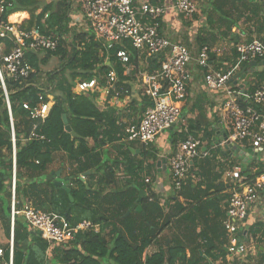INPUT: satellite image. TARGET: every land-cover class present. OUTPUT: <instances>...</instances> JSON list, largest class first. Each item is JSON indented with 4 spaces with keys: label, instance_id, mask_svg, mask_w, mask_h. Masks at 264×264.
<instances>
[{
    "label": "trees",
    "instance_id": "trees-1",
    "mask_svg": "<svg viewBox=\"0 0 264 264\" xmlns=\"http://www.w3.org/2000/svg\"><path fill=\"white\" fill-rule=\"evenodd\" d=\"M151 2L156 4L157 0ZM68 11V0H5L4 12L1 15V20L6 22L8 17L16 13H27L29 20L23 27H18L20 30L38 28L41 34L58 40L56 50L45 52L44 58H39L38 54L27 55V62L33 73L26 82H5L14 142L10 135L8 110L0 89V249L3 251L4 260H8V217L14 147L17 208L20 209L23 204L29 203L36 211L65 219L73 228L83 221L90 222L92 228L75 234L72 244L55 246L48 257V244L36 233L31 232L26 223L22 224L19 218L15 222L13 232L12 264H236L235 261L227 262L226 237L220 226V219L224 214L222 205L224 206L228 198V188L225 184L217 182L220 175L210 172L211 160L218 157L220 151L215 150L212 159L193 164L194 169L189 171V179L187 178L184 186L180 191L172 188L163 204L141 177L143 162L137 160L128 163L131 167L128 171L129 182L119 189H110L116 176L114 168H118L122 162L117 159L115 162L107 159L101 161L100 155L95 154L92 147H88V140L98 141L100 147L106 145V140L111 143L119 131L116 128V120L112 117V112L100 113L97 110L93 103L94 96L75 94L74 80L78 78L88 81L96 78L100 85H103V76L114 70L118 78L116 90L127 92L124 88L126 86L123 70L115 58L118 46L105 52L90 33L73 35V41L78 44V48L72 46L70 57L60 72L59 81L54 82L58 75L51 72L46 74L51 88L44 89L39 84L41 65L44 66L51 57L59 56L61 60L65 58L66 53L61 44L64 43L62 38L69 33ZM1 43L5 46V52H9L12 44L7 40H0ZM127 52L130 63L135 65L137 52L129 47ZM148 61V65L153 69L159 67L155 60ZM245 65L242 64L241 69ZM66 69L73 71L71 82L63 76ZM55 92L60 93V96H55ZM39 97L53 105L47 118L36 130L44 139L29 140L34 122L30 120L29 112L23 110L22 105L28 104L32 110L39 104ZM185 98L182 101H185ZM62 115L66 116L76 138H71L70 134L64 131ZM197 125L196 123L192 128L188 127V133L193 137H196L195 134L199 131ZM109 135L113 139H110ZM209 136V133L204 132L203 138ZM118 139L120 137L116 140ZM178 151L179 148L175 153ZM57 154L65 156V160L59 162L58 170H64L66 162L68 187L73 203L69 201L64 190L54 187L52 182L46 180L50 167L56 162ZM141 154L149 160L146 175H150L155 169L156 158L149 153ZM128 155L126 152L122 159ZM253 166L260 167L250 162L247 174ZM91 171L92 174L85 177L88 181L82 182L80 176ZM99 174L102 177L96 178ZM261 174L262 172L257 170L248 175L246 181ZM241 175L244 176L245 173ZM193 179H196L195 183ZM93 181L95 182L92 183ZM141 191L144 193L138 204L141 212L133 211L126 215L131 206L137 203ZM172 225L178 234L173 232L172 235L162 236ZM95 226L98 227V232L94 231ZM247 235L251 238L258 237V243L264 245L263 224L251 225ZM166 240H169L168 243ZM152 245L157 247V251L148 256L146 250ZM258 254L259 264H264V253ZM2 263L3 259H0V264Z\"/></svg>",
    "mask_w": 264,
    "mask_h": 264
},
{
    "label": "built area",
    "instance_id": "built-area-1",
    "mask_svg": "<svg viewBox=\"0 0 264 264\" xmlns=\"http://www.w3.org/2000/svg\"><path fill=\"white\" fill-rule=\"evenodd\" d=\"M5 0H0V40H7L12 44L9 52L0 44V89L3 93L10 120V135L14 142V130L5 82L23 83L33 73L27 62V55L54 52L58 40L41 34L38 28L23 31L16 24L1 20L4 12ZM169 11L177 16L192 17L196 6L192 0H174L170 7L159 3L136 0H83L82 20L95 40L99 42L105 52L118 46L115 58L120 63L123 73L130 72V58L127 48L137 52V57H144L146 61L155 60L159 67L152 72L139 74V88L142 96L147 99L139 122L130 123L125 129L126 140L148 147L155 138L170 130L180 118L179 103L185 98L186 84L189 81L188 67L193 61L186 48L173 43L160 34L159 22ZM264 18V10L262 11ZM237 64L264 59V44L252 42L236 46ZM219 54V51H218ZM163 58V60H161ZM197 67L204 72L203 83L208 91L224 92L223 108L230 119L231 130L224 144H247L252 151H264V114L259 113L257 107L264 104V88H258L248 95H238L228 89L232 79L230 72L212 70L210 51L203 47L194 59ZM104 83L100 85L98 79L88 81L79 80L74 88L75 94H93L104 91L117 94L118 78L114 70L103 76ZM121 93V92H119ZM126 94V92H124ZM243 97V98H242ZM51 102H44L39 97V104L30 109L28 104L22 108L29 112V118L34 123L29 140H43L37 134V128L47 118ZM200 141L193 137H186L179 144V151L168 160L169 176L173 189L180 191L186 183L190 166L194 161L204 160L210 155L200 151ZM246 147V146H245ZM228 198L223 206L224 220L222 227L227 234L226 253L230 257L242 258L247 250V232L244 233V223L250 214L253 223L264 225V174L246 181L239 170L228 173ZM149 181L145 180L147 184ZM16 166L15 148L12 152L11 170V200L8 217L9 241L8 260L5 264H12L13 232L15 222L23 218L31 232H38L42 240L49 245L65 246L74 241L78 232H85L92 228L90 223L83 222L71 227L68 222L57 216L36 211L31 204L26 203L18 209L15 200ZM3 251L0 249V258Z\"/></svg>",
    "mask_w": 264,
    "mask_h": 264
},
{
    "label": "crops",
    "instance_id": "crops-1",
    "mask_svg": "<svg viewBox=\"0 0 264 264\" xmlns=\"http://www.w3.org/2000/svg\"><path fill=\"white\" fill-rule=\"evenodd\" d=\"M136 1L151 2V0ZM173 1L174 0H157L159 4L166 7H170L173 4ZM82 2L83 0H68V18L70 21L67 26L69 33L64 36L66 39L71 37L73 32H76L73 35L89 33L82 20ZM194 3L197 12L191 18L177 16L174 12L168 10L166 15L159 22L160 34L169 41L186 48L193 59L188 67L190 78L186 84L187 94L185 95V101H181L178 104L180 107V118L170 130L158 135L155 138V141L148 147H143L137 143H130L126 140L124 132L126 127L130 123L139 122L148 105L147 99L142 96V92L139 88V74L152 72L153 67L148 65L149 61H146L144 57L138 56L137 63L133 65L134 67H132V70L125 74L123 73L126 86L124 88L127 90L126 94L119 93L118 91L117 94L110 92L108 95L101 91L89 94V96H94L93 102H95V107L100 113L112 112V117L116 120V128L119 130L118 134H116V139L119 137L120 139H113V137L109 135V138L113 140L111 143L106 140L105 146L100 147L99 144H97L98 141L93 142L91 139L88 140V147H92L95 150V154L100 155L101 161L107 159L111 162H115L117 159L122 162L118 168H114L116 176L114 184L110 188L112 190L119 189L129 182L128 171H130L131 167L128 163L137 160L143 162V173L141 177H143L144 180H149L148 185H150L151 191L159 196L160 202L163 204V201L172 192L173 188L169 176L168 160L175 154V150H178L179 144L183 141V138L185 139L189 136L193 137V135L188 133V127L192 128L196 123L198 124L199 131L195 134L196 137L193 138L200 141V151L206 152L210 155V157L206 159H212L215 150L220 151L219 156L211 160L212 165L210 167V172L212 174L215 173L221 176L217 182L226 184L229 181V172L239 170L241 173V168H246L247 171V166L250 162L259 165L260 167L253 166L251 170L249 169L250 173H248V175L253 174L259 169L262 174H264V151H260L250 159L243 158V160H241L236 158L238 161H232L235 158L234 153L231 157L221 155V152H225L224 147L226 144H224V141L217 146L216 144L222 135L227 134L228 136V132L231 130L230 119L226 116L223 108V103L226 99L225 93L222 91H208L203 83L204 73L194 62L199 50L206 47L210 51V62L213 71L223 73L233 71V76L238 74L241 67L238 66V68L235 69L237 64V54L235 53L236 46L252 42H261L264 44V18L262 17L264 0H194ZM214 8L215 10H213ZM16 16L17 22L11 21V18ZM28 20L29 16L24 12L16 13L9 17V21L12 22V24L15 23L18 27H23ZM252 62L259 65L264 62V59ZM142 64H144L143 67ZM258 69L262 70L263 67L260 66ZM154 70L155 69H153V71ZM244 82L245 80L239 78L236 80V85L229 83L228 89L235 94L244 96L252 93L258 88H264V71L251 74L247 86L240 89L239 86L243 85ZM257 110L259 113L264 114V104L257 107ZM204 132L209 133L211 136L206 139L203 138ZM105 139L106 138H104V140ZM232 146L236 149L243 150L244 152L251 150L250 148H247V144L244 143H233L229 145V147ZM126 152H128L129 155L122 159V155L125 156ZM141 153H149L156 158L155 169L150 175H146V166L149 163V160L142 157ZM55 158L56 162L50 167L48 175L60 171L59 176L54 178L53 182H62L64 179H69L67 178L68 169L66 162L64 163V170H58L59 162H62L63 159L65 160V156L63 154H57ZM204 160L194 161L193 164L197 165ZM157 162L160 163L159 167L156 166ZM193 164L192 170L194 169ZM125 172L128 174H125ZM86 174L87 175L85 176L84 174L80 176V180L84 183L88 181L85 177L92 174V171ZM99 177H102V175H96V178ZM193 181V183H195L196 179H193ZM94 182L95 181L92 183ZM180 202L183 203L181 199ZM224 218L225 216L223 214L220 219V226L222 229V221ZM253 220L254 219L250 214L247 221L244 223V233L249 230L245 231L246 227L250 228L251 225L256 224L253 223ZM93 229L95 232H98L97 226L93 227ZM173 232L178 234L174 225L167 228L162 233V236L172 235ZM224 233L227 245V234L225 231ZM247 238L248 243L245 256L242 258L227 256V262L235 261L236 264H259L260 256L258 252L264 253V245L262 246L258 243V237L251 238L247 235ZM167 241L169 240H166V242ZM54 247V245L48 244V257H50L49 253ZM156 251L157 247L152 245L146 250V255L149 256ZM0 259H3L2 264L7 262L4 260V257Z\"/></svg>",
    "mask_w": 264,
    "mask_h": 264
},
{
    "label": "water",
    "instance_id": "water-1",
    "mask_svg": "<svg viewBox=\"0 0 264 264\" xmlns=\"http://www.w3.org/2000/svg\"><path fill=\"white\" fill-rule=\"evenodd\" d=\"M263 67L262 70H259L258 67ZM261 71H264V62L257 65L255 62H250L248 64L245 65L244 68H242L238 74H236L235 76L232 77L230 83H233L234 85H236V80L237 79H242V80H245L244 84L243 85H240L239 88L240 89H243L244 87L247 86L248 84V81L251 77V74H253L254 72H261ZM52 105V103H51ZM62 119V123L64 125V131L68 134H70L71 138H76V134L74 132H72L71 128L69 127L68 123H67V119H66V116L65 115H62L61 117ZM227 139V134H224L222 135V137L218 140V143L216 144L219 145L220 143H222L223 141L225 142ZM224 150L225 152H221V155H227L229 157H231V155L234 153L235 154V157L237 159H241L243 160V158H248L250 159L253 155H257L259 152L258 151H251V150H248L247 152H244L243 150H239V149H236L235 147H229L228 144L225 145L224 147ZM157 167L160 166V163L157 162L156 164ZM192 170V164L190 166V171ZM59 172L57 173H51L49 174L47 177H46V180L47 181H50L52 182L53 186L54 187H57V188H60L62 190H64L67 195H68V198H69V201L71 203H73V199L71 198L70 196V189H69V179H64L62 182H53L54 178L58 177L59 176ZM241 173H245V177L248 176V174L246 173V168H241ZM10 175V173H8V176ZM87 175V174H84V176ZM144 196V193L141 191L139 192V197L137 199V203L136 204H133L129 210V212H127L126 215L130 214L131 212L135 211L136 213H140L141 212V208L138 206V204L141 202L142 198ZM19 221L22 223V224H25V220L23 218H20ZM249 229V227H246L245 228V231H247ZM36 235H40L38 232H36ZM168 243V241H167ZM226 251V250H225ZM110 264H113V262H110Z\"/></svg>",
    "mask_w": 264,
    "mask_h": 264
},
{
    "label": "rangeland",
    "instance_id": "rangeland-1",
    "mask_svg": "<svg viewBox=\"0 0 264 264\" xmlns=\"http://www.w3.org/2000/svg\"><path fill=\"white\" fill-rule=\"evenodd\" d=\"M42 1H45V2H47V1H51V0H42ZM54 1H58V0H54ZM12 23V22H11ZM13 24H15V23H13ZM86 27V26H85ZM87 28V27H86ZM89 31V30H88ZM76 32H73L72 33V35L73 34H75ZM89 33L94 37V39H96L95 38V36H94V34L91 32V31H89ZM70 35V34H69ZM72 35H71V37H69L68 39H66L65 37H63L62 38V40H64L63 42V44H61V47H62V49L65 51V53H66V55H65V58H64V60H61L60 58H59V56H56V57H51L50 59H49V61L44 65V66H42L41 65V67H40V72H41V75L39 76V78H40V81H39V84H41V86L42 87H44V89H50L51 87H50V85L48 84V82H47V77H46V74H48V73H56V75H58V77L55 79V81L54 82H57V81H59V79H60V72L62 71V69H63V65H65L66 64V62L68 61V59H69V57H70V54H71V48H72V46H75V48L77 49L78 48V44L75 42V41H73V37H72ZM46 56V54L45 53H40V54H38V57L39 58H44ZM144 66V64H142V67ZM132 67H134L133 66V64H131V66H130V69L132 70ZM73 71H71L70 69H66L65 71H64V73H63V76L67 79V81L68 82H71V80H72V76H71V73H72ZM77 80H79L78 78L77 79H75L74 80V82H76ZM81 80V79H80ZM73 82V83H74ZM102 92H104V91H102ZM55 94V96H60V93H58V92H55L54 93ZM110 94V93H109ZM52 96V95H51ZM94 103V105H95V102H93ZM174 132V131H173ZM217 151H219V150H217ZM220 153V152H219ZM232 161H238V160H236V157L232 160ZM260 170V169H259ZM261 171V170H260Z\"/></svg>",
    "mask_w": 264,
    "mask_h": 264
},
{
    "label": "bare ground",
    "instance_id": "bare-ground-1",
    "mask_svg": "<svg viewBox=\"0 0 264 264\" xmlns=\"http://www.w3.org/2000/svg\"><path fill=\"white\" fill-rule=\"evenodd\" d=\"M16 20H17V16H16V17H13V18H11V21H13V22H17Z\"/></svg>",
    "mask_w": 264,
    "mask_h": 264
}]
</instances>
